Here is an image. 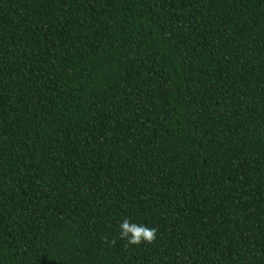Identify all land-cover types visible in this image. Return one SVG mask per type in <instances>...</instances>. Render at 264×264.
Returning a JSON list of instances; mask_svg holds the SVG:
<instances>
[{
  "label": "trees",
  "instance_id": "16d2710c",
  "mask_svg": "<svg viewBox=\"0 0 264 264\" xmlns=\"http://www.w3.org/2000/svg\"><path fill=\"white\" fill-rule=\"evenodd\" d=\"M0 264H264V0H0Z\"/></svg>",
  "mask_w": 264,
  "mask_h": 264
},
{
  "label": "clouds",
  "instance_id": "9594fccd",
  "mask_svg": "<svg viewBox=\"0 0 264 264\" xmlns=\"http://www.w3.org/2000/svg\"><path fill=\"white\" fill-rule=\"evenodd\" d=\"M157 229L144 224L129 223L127 218L120 222L119 237L127 240L131 245H139L141 242L151 243L155 240Z\"/></svg>",
  "mask_w": 264,
  "mask_h": 264
}]
</instances>
